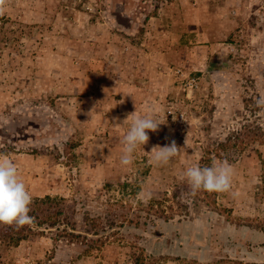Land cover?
Wrapping results in <instances>:
<instances>
[{
	"label": "rangeland",
	"instance_id": "1",
	"mask_svg": "<svg viewBox=\"0 0 264 264\" xmlns=\"http://www.w3.org/2000/svg\"><path fill=\"white\" fill-rule=\"evenodd\" d=\"M149 114L164 123L122 164ZM220 143L232 189L212 204L185 172ZM0 156L34 217L0 224V264H264V0H7Z\"/></svg>",
	"mask_w": 264,
	"mask_h": 264
},
{
	"label": "clouds",
	"instance_id": "2",
	"mask_svg": "<svg viewBox=\"0 0 264 264\" xmlns=\"http://www.w3.org/2000/svg\"><path fill=\"white\" fill-rule=\"evenodd\" d=\"M6 11L7 0H0V16H4ZM162 123L164 122L156 119L152 114L135 117L123 137L124 148L121 163L130 165L136 149L148 143V131H158ZM157 148L159 151L156 152L155 159L161 164L169 163L179 151L175 141L171 146L156 147L152 151ZM185 176L193 194L200 190L231 193L233 170L226 160L220 162L214 160L210 167H189ZM31 204L32 196L20 178L15 163L6 156H0V224L16 228L31 225L34 221V217L29 215Z\"/></svg>",
	"mask_w": 264,
	"mask_h": 264
},
{
	"label": "trees",
	"instance_id": "3",
	"mask_svg": "<svg viewBox=\"0 0 264 264\" xmlns=\"http://www.w3.org/2000/svg\"><path fill=\"white\" fill-rule=\"evenodd\" d=\"M231 156H232L231 155V151L228 150V146L225 145L224 143H220V145H219V147L217 149L216 155L214 157H209V160H211L212 162L214 160L217 161V162L226 160L229 163L231 161V158H232ZM205 161H208V160H205ZM211 165L212 164H209L207 166L210 167ZM200 167L203 168V167H206V166H204V164H202V165H200ZM187 186H188L187 187L188 189H191L189 183H187ZM162 189H163V186H161V185L157 186V190L159 192L163 191V190L166 191L165 189H163V190ZM196 194H199L200 196H204L205 198H207L210 201L209 203L216 204V202H217V199H216L217 192H207V191H204V190H200V191L196 192ZM204 200H206V199H204ZM177 202L179 203V205H178L179 207L178 206H174V205H169L167 208L170 209V210L167 211V209L163 208V207L162 208H157L159 206V204L162 203L161 199H152L151 200V209H153L157 213L158 218H162V219H165V220H170V219L176 217L179 214L183 215V216L189 215V212L187 211V207H185V205H186L185 200H181L180 199ZM10 228H12V226H10ZM68 234L70 235V237H72V239H78V238H81V237H86V235L83 234V232L76 233L74 231H69ZM24 238H25V235H23L21 233V234H18V235H12L10 237V240L14 244H17L21 240H23Z\"/></svg>",
	"mask_w": 264,
	"mask_h": 264
}]
</instances>
